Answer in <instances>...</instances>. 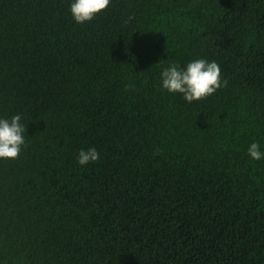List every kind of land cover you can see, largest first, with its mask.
<instances>
[{
  "label": "trees",
  "instance_id": "trees-1",
  "mask_svg": "<svg viewBox=\"0 0 264 264\" xmlns=\"http://www.w3.org/2000/svg\"><path fill=\"white\" fill-rule=\"evenodd\" d=\"M0 0V264H264V0ZM215 60L192 103L171 62ZM95 147L98 160L76 162Z\"/></svg>",
  "mask_w": 264,
  "mask_h": 264
},
{
  "label": "clouds",
  "instance_id": "clouds-1",
  "mask_svg": "<svg viewBox=\"0 0 264 264\" xmlns=\"http://www.w3.org/2000/svg\"><path fill=\"white\" fill-rule=\"evenodd\" d=\"M111 0H70L69 11L77 24L91 21L96 14L106 10ZM162 89L169 93H180L183 99L192 103L212 95L223 86L221 69L215 60L197 58L181 66L171 62L160 71ZM25 125L20 113L10 118L0 117V158H16L25 144ZM253 160L264 159V151L257 141H252L246 149ZM99 153L95 147L78 150L76 162L86 165L98 160Z\"/></svg>",
  "mask_w": 264,
  "mask_h": 264
}]
</instances>
